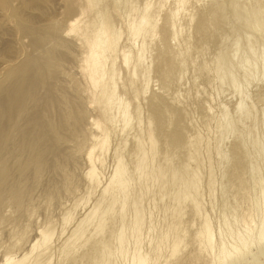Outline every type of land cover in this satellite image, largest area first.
<instances>
[{"label": "rangeland", "instance_id": "1", "mask_svg": "<svg viewBox=\"0 0 264 264\" xmlns=\"http://www.w3.org/2000/svg\"><path fill=\"white\" fill-rule=\"evenodd\" d=\"M100 15L114 32L108 50L93 42ZM263 28L264 0H0V160L8 168L0 184V264L26 255L49 264H129L133 250L146 264H224L220 252L233 243L222 244L219 232L260 222L264 182L247 171L250 144L239 149L228 134L220 144L223 116H239V97L218 81L215 58L221 51L236 65L255 60L244 130L264 143L251 126L264 112ZM93 55L102 63L95 76ZM20 67L35 82L28 100L13 94L19 77L6 81ZM104 88L114 90L121 111L105 105ZM138 169L158 176L139 181ZM120 170L123 183H111ZM185 171L195 174L198 193L181 203ZM96 206L87 239L76 240ZM135 214L124 263L113 237ZM205 223L210 246L199 240ZM172 243L180 244L173 255Z\"/></svg>", "mask_w": 264, "mask_h": 264}, {"label": "bare ground", "instance_id": "2", "mask_svg": "<svg viewBox=\"0 0 264 264\" xmlns=\"http://www.w3.org/2000/svg\"><path fill=\"white\" fill-rule=\"evenodd\" d=\"M254 16H256L255 13H254ZM262 26H263V24H262ZM251 27H252L251 24H246L245 25V29H247V30H250ZM242 29L244 30V27ZM92 32H93V35H94L93 42L95 41L94 43H96V46H100L102 50H108V49H111L112 48V44L114 43V38H115L114 37V32L112 31V28L110 26V23L108 22V20H106V17L105 16L100 15V17L95 22L94 28H92ZM244 32H245V30H244ZM247 34H249V33H247ZM238 37L239 36H237L234 39L235 40L234 45H236V46L238 45L237 47H239V43L236 42V39ZM87 40H89V39L87 38ZM227 54L228 53L225 54V53H222L221 51L217 54V56L215 58V68H216V71L215 72H216L218 81L220 83H222L223 85L227 86L232 92H234V95H236V96L239 97V99H238V101L236 103V107H235V111H236V113L239 114V116L237 118H234L233 119L227 112L225 113V115L223 116V119H222L221 130H220V137H219L220 138V142H221L220 144H222V142L225 140V136L227 134L228 135H232L235 138L236 142L239 144V149H241V147H247V145L250 144L252 149L249 152V156H250V158H251L252 161L249 164L247 171L249 173H251V174L253 173V174L259 175L260 176V178H259V184H260V182H264V143H261V141H259L258 138H256V137L253 138V137L249 136V134L245 133V130H244L245 124L247 123V119L250 117V114L252 113L247 108V100H248L249 95L246 93L247 92L246 90H247L248 86L250 85V82L253 80L252 76H251L252 80H251V78L249 79L250 76H248L249 75L248 73H249V71L251 72V71L254 70L255 60H253V62L250 65H248V66L245 65V64H243L241 66V63L239 65H236V64L232 63V62H234V60L232 61L230 59L232 61L231 62L227 58V56H229ZM255 56H256V54H253V59L255 58ZM140 64H141V61H140ZM91 67H92L91 70H92V75L93 76L99 75L101 73L102 63H101V59L97 55H93L92 56V58H91ZM135 67L133 66L134 71L132 73H133V76L136 77L139 74L137 75ZM29 69L30 68H28V67H22V68L20 67V68L14 69L6 77V81H9V80L11 81L13 78L19 77V79L16 80V82H15V86L13 87V88H15V92L13 94L16 96V98H22V99H27L28 100V98H30V95H31L30 94V89H34V87H35L34 86V83L35 82L34 83H32L33 81L30 82L31 79L29 81L30 83H28V79L29 78H28V74L27 73L29 72L28 71ZM33 69H35V68H33ZM141 73H142V71H141ZM37 74H36V77H37ZM261 74L264 77V68L262 69ZM33 77H35V76H33ZM135 77H133V78H135ZM143 80H145V79H143ZM112 83H114V82H112ZM252 83H253V81H252ZM2 84L3 83L0 82V87L2 86ZM29 84H33L34 87L33 88H31V87L28 88L29 86H31ZM36 86L38 87V84L37 83H36ZM111 88H113V87H111ZM112 90H109V88L108 89L107 88L106 89L104 88L102 90V93H103V97L105 98V101L103 100L104 98L102 100L105 103V105H107L109 108H117L116 111H118V108H119L118 107V103L119 102H118L117 97L113 93L114 90L113 91ZM13 94H11V97L13 96ZM7 98H8V96L6 97V101L9 102L10 101L9 100L10 98L9 99H7ZM5 106H6V104H4V107L3 106H0V117H1L0 119L4 118V114L6 113L3 110V108H5ZM1 107H3V108L1 109ZM109 108H107V110ZM122 108H124V107H122ZM105 109L106 108H104V110ZM113 110H115V109H112V111ZM119 110H120V108H119ZM110 112H111V109H110ZM122 112H123V109H122ZM106 114H109V113H106ZM254 114H256V112H254ZM110 115H111V113H110ZM124 117H125V113H124ZM79 118H80L81 121L83 120V119H81L82 117H79ZM76 125H77V123H76ZM66 126H67V124H66ZM251 126H252V129L253 130L254 129L255 130L260 129L261 130L260 132H262L263 133V136H264V112H263V118H262L261 122L256 121L255 118H254L251 121ZM3 128L4 127H2L1 129H3ZM69 128H71L70 125H69ZM6 129L7 128H5V130ZM2 135H4V134H2ZM54 137H56V136H54ZM0 139H1V137H0ZM5 140H6V138H5ZM34 140H35V142L40 141L39 143H42L41 144L42 146L45 143L44 137L43 138L42 137H37V138H34ZM58 140L60 141L59 138H58ZM1 141H3V140H1ZM150 143H151L150 144L151 153H154V144H153L152 141H150ZM36 146H37V144H35L33 147H36ZM33 147L30 149L31 152L27 151V154L30 155V156L32 154ZM6 149H8V148L6 147ZM1 150H3V149H1ZM23 153L24 152L21 151V153L19 154V156H21ZM25 154H26V152H25ZM221 156H222V158L224 160L228 159V156H227L226 153H223L222 152ZM37 157H39V156L37 155ZM0 161H2V160H0ZM4 164L5 163L3 161L0 162V178H1L0 184H1L2 181H4L8 177V173L6 174V171H7L8 168H5V165ZM29 164H31L33 166V168H37V170H39V168H40V163L39 162L38 163L37 162L34 163L33 162V159L31 160V162ZM6 167H7V165H6ZM234 168H238V161L237 160L234 163ZM124 173H125L124 170L123 171H121V170L120 171H116L114 173L112 179H111V183H117V184L121 185L123 183V175H124ZM136 175H137V178L139 179V181H144L145 179L154 180L158 176V174L155 173V172H151V173L146 174V173H144L142 171V169H138ZM184 177H187L188 180L185 182V184L182 187V190L180 192L181 195H183L182 202L180 201L181 203H184L183 200H186L188 198H190L192 200L194 197H196V195L198 193V188L196 186V180H195V178H196L195 174L192 173V172H189V171H185V173H183V175L181 176V178L183 179ZM244 181H246V180H244ZM21 183H22V181H21ZM110 190H111L110 188H105L104 193H108ZM169 195L171 196V194H169ZM175 197H176L175 198L176 199V202L175 203H177V196H175ZM175 199L173 201H175ZM262 200H263V202H262ZM257 202H258V205H259V210L262 211L261 212V216L259 215L262 218V219H260V222H258L257 224H253V226H251V227H245L246 229H244V230H238L237 229L235 232L234 231H231L232 230L230 228L231 226L228 223L225 222L224 223V227L230 228V230L227 231V235L228 236L226 234H224V232H222L220 230L221 232H219V238H220L219 240H221V243L223 244L224 242H226L225 241L226 239H230L232 241V243H233L232 249L227 250V249H224V246H223V249L220 252V254H222V256H223V259H224L223 260V263L224 264H264V195L262 196V198L260 197ZM175 206L173 205L174 208H176ZM97 209H98V206L94 207L84 217V219L76 227V229H75L74 234H73L72 237H74L76 240H80V241L87 239V237L85 235V229L90 224L91 217L97 211ZM175 211H176V209H175ZM137 223H138V218H137V214H135L134 215V218H133L131 224L128 226V228L127 229H125L124 227L121 228L118 231V233L113 237V241H114V243H116V246H115L114 250H115L116 255L118 256V259H121V260H124L125 261L128 258L129 252H128V245H127V243H128L129 238L131 237V234L136 230ZM237 223H239V222H237ZM210 227H211V225L209 226V223H205L203 232L200 235L201 238L198 237L199 240L201 239V241L203 243H205V245L208 244V246H210V244H211V238H212V235H211L212 231H210ZM226 228H224V229H226ZM174 230H176V229H174ZM126 232H128V235L126 234ZM167 232H169V231H167ZM111 240H112V238H111ZM70 247H71L70 244H65L63 246V250H68ZM179 247H180V244L179 243H172V246L170 248L172 255L173 254H176L177 249ZM158 248H160V246L157 247L156 250H158ZM207 248H209V247H207ZM149 255H151V254H149ZM36 260H37V257H34L33 259H29V257L27 255L26 256H23V258H21L19 260H15V259H11L10 257H6L5 260H4V262L2 264H49L47 262L46 263L45 262L42 263V262H39V261H36ZM121 260H119V261H121ZM147 261L148 260L145 259L144 257L139 256L136 250H133V252L131 254V258H130L129 264H146ZM124 263H127V262L125 261ZM109 264H112V263H109Z\"/></svg>", "mask_w": 264, "mask_h": 264}]
</instances>
